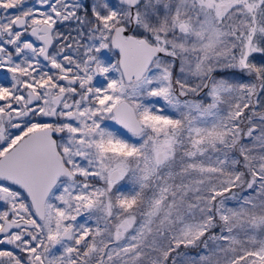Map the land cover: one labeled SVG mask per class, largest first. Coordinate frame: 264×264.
I'll return each mask as SVG.
<instances>
[{
	"label": "snow or ice",
	"instance_id": "obj_1",
	"mask_svg": "<svg viewBox=\"0 0 264 264\" xmlns=\"http://www.w3.org/2000/svg\"><path fill=\"white\" fill-rule=\"evenodd\" d=\"M0 264H264V0H0Z\"/></svg>",
	"mask_w": 264,
	"mask_h": 264
}]
</instances>
